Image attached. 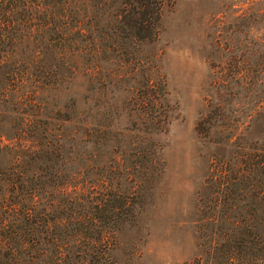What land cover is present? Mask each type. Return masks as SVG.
Listing matches in <instances>:
<instances>
[{
  "label": "trees",
  "instance_id": "trees-1",
  "mask_svg": "<svg viewBox=\"0 0 264 264\" xmlns=\"http://www.w3.org/2000/svg\"><path fill=\"white\" fill-rule=\"evenodd\" d=\"M163 4L0 0V71L7 84L30 75L34 94L62 82L81 92V103L72 96L66 108L64 152L45 141L21 149L0 170V264H121L113 251L161 167L153 137L169 124L164 76L143 51L159 37ZM225 47V60L214 67L219 101L207 99L195 124L217 150L198 194L200 211L217 224L224 264H264V139L245 137L248 129L264 136V121L230 118L225 65L236 68L231 78L239 94L243 60ZM25 60L33 63L27 75ZM121 88L130 93L127 105L139 126L118 123Z\"/></svg>",
  "mask_w": 264,
  "mask_h": 264
},
{
  "label": "rangeland",
  "instance_id": "rangeland-1",
  "mask_svg": "<svg viewBox=\"0 0 264 264\" xmlns=\"http://www.w3.org/2000/svg\"><path fill=\"white\" fill-rule=\"evenodd\" d=\"M230 45L243 60L239 94L231 78L236 68L225 65L230 118L258 125L264 121V0H164L159 37L143 51L164 76L169 124L166 133L153 137L161 148V167L146 183L133 223L119 234L113 251L119 263L224 264L216 250L222 241L217 224L208 221V210L200 211L198 199L217 150L198 135L195 124L207 99L219 101L220 69L214 67L225 60L228 49L222 46ZM26 62L24 75L33 66ZM31 79L8 85L0 71V170L28 146L49 141L61 152L67 148L66 108L72 96L81 103L80 88L71 90L62 82L55 90L34 94ZM129 97L124 88L115 92L118 123L139 126ZM245 137L264 139L255 129Z\"/></svg>",
  "mask_w": 264,
  "mask_h": 264
}]
</instances>
